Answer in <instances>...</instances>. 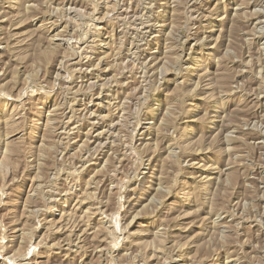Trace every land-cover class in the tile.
Wrapping results in <instances>:
<instances>
[{
    "label": "rangeland",
    "instance_id": "1",
    "mask_svg": "<svg viewBox=\"0 0 264 264\" xmlns=\"http://www.w3.org/2000/svg\"><path fill=\"white\" fill-rule=\"evenodd\" d=\"M0 264H264V0H0Z\"/></svg>",
    "mask_w": 264,
    "mask_h": 264
}]
</instances>
